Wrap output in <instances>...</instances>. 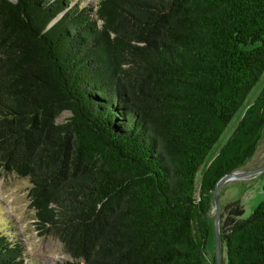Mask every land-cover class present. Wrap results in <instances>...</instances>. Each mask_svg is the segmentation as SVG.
I'll return each instance as SVG.
<instances>
[{"label":"trees","instance_id":"trees-1","mask_svg":"<svg viewBox=\"0 0 264 264\" xmlns=\"http://www.w3.org/2000/svg\"><path fill=\"white\" fill-rule=\"evenodd\" d=\"M263 71L264 0H0V169L29 179L59 264H205L213 191L255 152L264 85L196 175ZM220 241L226 264H264V199ZM0 264H26L1 231Z\"/></svg>","mask_w":264,"mask_h":264},{"label":"rangeland","instance_id":"rangeland-1","mask_svg":"<svg viewBox=\"0 0 264 264\" xmlns=\"http://www.w3.org/2000/svg\"><path fill=\"white\" fill-rule=\"evenodd\" d=\"M99 0H69L72 4L94 7ZM264 85V71L247 94L243 104L236 110L220 137L207 154L196 175L197 188L201 175L208 163L230 136L246 107L253 102ZM70 113L64 111L57 119L63 121ZM264 165V131L252 157L236 171L245 172ZM264 170L251 175L233 177L227 180L219 191L220 224L236 217H248L255 206L264 199ZM27 177L0 169V231L11 239L19 241L23 248L26 264H59L70 257L62 244L50 234L41 235L34 224V210L29 206ZM213 206V205H212ZM242 214L238 216V213ZM211 234L205 247V264L214 263L213 221L214 210L209 211ZM221 264L225 262L224 247L221 243Z\"/></svg>","mask_w":264,"mask_h":264},{"label":"water","instance_id":"water-1","mask_svg":"<svg viewBox=\"0 0 264 264\" xmlns=\"http://www.w3.org/2000/svg\"><path fill=\"white\" fill-rule=\"evenodd\" d=\"M70 113L69 110H66ZM264 170V165H261L257 168L251 169L249 171L240 172V171H232L223 175L216 183V186L213 191V206L214 210V221H213V239H214V264H221V241H220V208H219V191L220 187L229 179L238 176L251 175L254 173H258Z\"/></svg>","mask_w":264,"mask_h":264},{"label":"bare ground","instance_id":"bare-ground-1","mask_svg":"<svg viewBox=\"0 0 264 264\" xmlns=\"http://www.w3.org/2000/svg\"><path fill=\"white\" fill-rule=\"evenodd\" d=\"M51 264V263H50Z\"/></svg>","mask_w":264,"mask_h":264}]
</instances>
